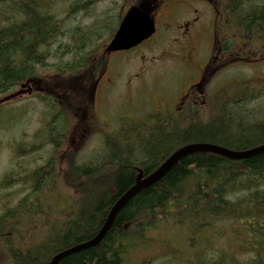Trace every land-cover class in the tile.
<instances>
[{"label":"trees","instance_id":"obj_1","mask_svg":"<svg viewBox=\"0 0 264 264\" xmlns=\"http://www.w3.org/2000/svg\"><path fill=\"white\" fill-rule=\"evenodd\" d=\"M59 1L0 0V96L28 79L47 84L37 70L50 66L48 60L55 59L50 48L63 34L62 22L52 14ZM98 1L74 3L68 16L87 14ZM251 3L231 0L229 19L258 44L261 36L264 39V5ZM76 45L77 50L83 47ZM61 57L57 58L59 71L79 74L88 66L85 58L62 63ZM235 84L233 80L211 92L204 105H188L182 111L148 115L143 120H122L103 135L105 151L94 165H77L71 158L65 175L58 176L51 158L34 170L6 175L2 188L19 184L29 190L14 206L5 204L0 213V246L11 264H48L58 252L92 239L114 203L135 184L138 170L144 176L152 173L183 146L207 143L246 151L264 145V113L257 111L262 105L248 106L261 91L233 90ZM227 87H233L228 95ZM40 101L56 110L50 109L54 115L44 131L46 142L40 145L56 151L62 147L65 123L55 118L64 112L47 96ZM61 123L58 135L56 127ZM31 146L19 150L30 155L36 148ZM59 179L79 196L56 199L63 209L51 216L54 206L40 199L56 193ZM40 213L45 233L21 250L17 242L22 229L27 222L35 228L29 218ZM58 264H264V152L241 161L211 153L182 158L118 212L96 247L70 254Z\"/></svg>","mask_w":264,"mask_h":264},{"label":"rangeland","instance_id":"obj_2","mask_svg":"<svg viewBox=\"0 0 264 264\" xmlns=\"http://www.w3.org/2000/svg\"><path fill=\"white\" fill-rule=\"evenodd\" d=\"M80 1L61 0L55 3V12L53 11L52 14L54 20L59 21L60 24L62 22L63 34L56 37L54 45L50 48L51 54L55 53V59L48 60L50 66L37 70V73L46 79L48 87L56 94L51 98L57 103L60 102V107L64 112L61 116L63 120L55 118L57 122H65L62 147L55 151L48 145H40L46 142L43 140L44 131H47V124L53 118L52 111H56L52 108H50L52 111L48 109L46 103H42L40 97L37 98L41 94L37 93L30 97L16 88L13 92L0 96L2 100L8 97L4 101H9L0 107V183L6 175L34 170L45 165L46 161L51 158L56 161L58 176L65 175V169L71 158L77 165L96 164L102 160L105 151L103 135L109 133L110 129L116 127L122 120H143L148 115H170L174 112V108L176 111L177 99L184 97L189 86L197 82L201 65L208 59L210 47L206 39L211 36V28L205 30L207 36L202 39L204 43L202 42L197 50L192 44L189 47L193 50L187 49L192 56L194 52L196 53L198 64H194L193 58H187L181 48L174 44L175 30L167 29L166 24L157 18V30L150 40L130 51L106 55L102 66L90 76L89 84L92 89L90 99L92 97V100L91 105L84 106L82 97L79 96L84 77L78 73L59 71L57 58L62 56V63L72 61L77 63L84 58L85 61L86 59L91 60L92 57L98 60L103 59L105 57L101 55L103 43L108 41L118 28L122 16L118 8L122 2L121 0L98 1L87 14L79 12L74 14V17H69L70 6ZM249 2L255 6L264 5V0H249ZM170 22L176 23L175 19ZM98 34H100L99 37ZM239 36L240 33L229 34L230 40L239 39L242 47L241 53H247L246 61L228 63L224 69L210 77L206 90L211 94L233 80H236L234 89L227 87L224 90L227 95L232 89L260 90V96L249 102L248 106L253 109V105H259V107L262 105L257 111L262 110L263 114L264 59L258 58L253 61L258 57L253 51L260 49L259 53L264 52V47L255 44L252 39H247L250 37L249 34L242 36L241 39ZM222 38H225L224 34ZM76 44L79 46L83 44V47L77 50ZM66 47L67 50H71V53L65 54ZM96 48L101 49L97 51ZM104 64H106L105 74L101 77ZM68 78L72 79L65 84ZM108 79L113 80L111 87L106 81ZM71 84L73 89L68 87ZM107 85L109 93H106ZM197 95V101L201 104L203 97ZM65 100L67 104H69L68 101L74 102L78 110L74 108L68 111ZM208 101L209 97L206 96L205 102ZM62 123L56 127L58 135L61 134L62 127L59 126L63 125ZM41 131L43 132L40 134ZM31 145H36V148L30 155H25V152L19 150L26 151ZM28 193L29 190L19 184L10 185L5 189L0 186V213L4 211L5 204V207H12ZM66 196L67 200H70L77 198L79 194L74 189L65 187V181L59 179L56 193L48 194L40 200L43 204L54 206L51 216H56L60 214L59 211L63 207V204L56 199ZM43 217L44 215L40 213L39 217L29 218L35 228H31V223L27 222L22 229L21 242H17L21 250L24 249L22 247L25 244L43 236L45 232L40 227ZM24 219L28 221V217ZM155 246H158L157 242ZM7 253L0 246V264H11ZM182 253L183 250L179 249V254Z\"/></svg>","mask_w":264,"mask_h":264},{"label":"flooded vegetation","instance_id":"obj_3","mask_svg":"<svg viewBox=\"0 0 264 264\" xmlns=\"http://www.w3.org/2000/svg\"><path fill=\"white\" fill-rule=\"evenodd\" d=\"M111 1L114 2L117 0ZM121 2L122 5L119 9L121 11H124L125 9H127L126 7L131 3L134 5L136 3V0H121ZM140 6L148 10L150 15L152 16L156 30L157 18L161 19L162 22L166 24L167 29L172 28L175 30V36L173 37L174 44H177L181 48L182 53L187 58H193V61L195 62L194 64H198L196 53L194 52L192 56V54L189 53L187 49L193 50L189 47V45L192 44L195 45V50H197V48L202 45V39L207 36L205 30L211 28V36L209 37V39L207 38L208 40L206 39V42H208L210 47L208 59L201 65L200 77L197 82L192 83L189 86V88L185 91L186 93L184 97L177 99L176 111L183 109L188 105L199 104V101H197V94L203 97L201 104L204 105L205 98L208 94V91L206 90V84L210 77L216 72L224 69V67H226L228 63H242L243 61H246L247 53L243 54L239 49L238 51H233L231 49V45H233V43L231 44V41L233 39H229V32L232 29L238 32L243 31L242 27H240L239 29L233 27L232 21L229 19L231 0H141ZM172 19H175V24L170 22V20ZM201 29L204 30L201 31ZM222 34L225 35V38H222ZM239 38H241V35L239 36ZM258 44L264 47V39L262 38V36L259 38ZM253 52L257 54L256 56H258L256 57V59H253V61L258 60V58L264 59V53H259L260 49H256ZM103 62L104 58L97 60L98 66L101 67ZM105 69L106 64L103 65L101 77L104 76ZM86 79L87 77L84 78V80ZM36 80L34 79L28 84L19 85V92H25L28 96L36 95L37 93L54 94V91L50 90L47 85H43L40 83V80ZM44 80L46 81V79ZM89 80L90 79L87 80L86 85L81 84L82 87L80 88L82 94L80 93L79 96L82 97V104L84 106H87L89 104L91 105L92 100V97L90 99L92 89L91 85L89 84ZM27 81H29V79ZM106 81L109 82V86L111 87L113 80L108 79ZM104 83L105 82L103 81V84ZM109 86H106V93H109ZM68 87L70 89H73L72 84L68 85ZM70 95L71 97H73L72 94ZM74 108L78 110V106Z\"/></svg>","mask_w":264,"mask_h":264},{"label":"water","instance_id":"obj_4","mask_svg":"<svg viewBox=\"0 0 264 264\" xmlns=\"http://www.w3.org/2000/svg\"><path fill=\"white\" fill-rule=\"evenodd\" d=\"M155 32L154 22L149 13L140 7L130 8L121 20L117 31L106 47L107 52L126 51L138 46ZM264 152V145L246 150L233 151L217 145L195 143L179 148L166 158L151 174L143 176L140 172L135 184L130 187L111 207L101 229L92 239L77 244L56 254L49 264H58L66 256L75 252L96 247L112 226L118 212L140 191L158 183L164 175L182 158L195 153H211L232 161H241Z\"/></svg>","mask_w":264,"mask_h":264}]
</instances>
